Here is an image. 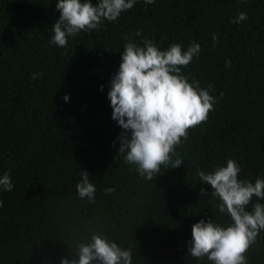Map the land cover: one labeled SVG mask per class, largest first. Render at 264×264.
I'll list each match as a JSON object with an SVG mask.
<instances>
[{
    "label": "trees",
    "instance_id": "1",
    "mask_svg": "<svg viewBox=\"0 0 264 264\" xmlns=\"http://www.w3.org/2000/svg\"><path fill=\"white\" fill-rule=\"evenodd\" d=\"M57 2L0 0V176L8 173L14 185L0 189V264L78 259L77 244L93 232L130 248L133 264H211L189 255L192 225L230 218L218 212L197 170L235 159L241 180L264 178V0H138L117 21L69 37L64 48L50 43ZM238 12L248 19L231 23ZM126 36L161 50L199 43L181 71L211 86L217 99L207 122L176 148L184 165L162 166L152 181L119 154L123 129L108 99ZM34 73L43 75L32 80ZM82 170L96 187L95 203L77 194ZM108 187L115 191L105 193ZM247 257L264 264V231Z\"/></svg>",
    "mask_w": 264,
    "mask_h": 264
},
{
    "label": "clouds",
    "instance_id": "2",
    "mask_svg": "<svg viewBox=\"0 0 264 264\" xmlns=\"http://www.w3.org/2000/svg\"><path fill=\"white\" fill-rule=\"evenodd\" d=\"M138 0H58L59 19L53 24L54 35L50 43L58 48L68 45V38L81 32L99 30L104 21H117L122 13L130 10ZM146 5L155 0H143ZM243 2V0H241ZM248 19L246 12H238L230 22L239 24ZM135 36H141L137 30ZM121 63L111 80L108 99L112 119L123 129L119 140V154L136 166V172L152 181L165 169L178 168L184 161L176 148L188 139V131L206 123L217 99L214 91L200 87L199 81L189 82L181 71L198 56L201 46L192 42L187 50L173 42L161 50L152 40L142 38L141 43L125 37ZM213 46L218 40L212 36ZM225 67H231L226 59ZM34 73L32 80L42 76ZM223 96V93H221ZM68 101V96L63 97ZM175 156V159L173 158ZM170 166V168H169ZM241 167L235 159H228L226 166H217L211 172L197 170L200 184L211 186V195L219 202L216 209L230 218L227 225L213 218L201 219L191 228L189 255L196 260L207 258L211 264H248L247 252L264 231V204L252 203L255 197L264 200V178L255 182L241 180ZM90 175L81 171L76 191L80 199L95 203L96 187ZM14 188L8 173L0 176V189L11 192ZM105 193H112L108 187ZM202 196L209 193L201 187ZM251 210H247L249 205ZM3 201L0 200V208ZM74 253L78 259L62 258L61 264H133L132 250L119 246L100 232H93L87 242H79Z\"/></svg>",
    "mask_w": 264,
    "mask_h": 264
}]
</instances>
